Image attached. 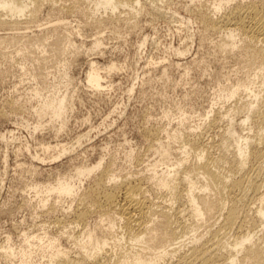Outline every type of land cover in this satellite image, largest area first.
<instances>
[{
  "label": "rangeland",
  "instance_id": "1",
  "mask_svg": "<svg viewBox=\"0 0 264 264\" xmlns=\"http://www.w3.org/2000/svg\"><path fill=\"white\" fill-rule=\"evenodd\" d=\"M217 1L141 0L140 7L144 6V9L136 15V22L135 18L130 25L117 30L106 28L98 34L80 22L108 16L101 11L92 14L93 0H56L54 12L49 10L48 4L43 6L28 30H0L1 36L20 31L30 34L47 26L49 20L53 23L62 18L74 29L79 25L81 32L79 35L74 32L73 36L77 35L72 38L73 51L53 59L45 68L46 82L34 76L35 69L28 58V54L34 57L49 55L40 43L30 47L33 53H29V49L25 51L0 43V110L7 116L0 119V264L45 262L47 253L37 247V238L33 239L38 235L46 236L50 241L58 239L62 247L74 251L72 232L58 226L54 217L72 212L75 202L64 198L59 211L46 213L48 204L54 202L55 197L47 196L43 191L36 193L32 188L34 184L54 183L58 175L76 178L75 166L90 167L99 160L103 166L113 163L111 169L118 175V183L129 178L148 177L151 173L149 164L159 161L160 156L158 141L155 145L150 144L143 137V126L160 127V141L169 143L171 150L180 153L186 136L184 130L189 125L199 127L196 128L198 134L205 130L204 139L216 140L229 122L226 110L230 109L227 114L234 117V121L238 119L242 112L234 109V105L242 99L241 93L230 99L221 97V93L224 86L241 78L246 71L242 69V60H232L226 57V52L218 50L216 42L222 34L205 29L190 13L192 7L206 10ZM229 4L233 5L234 1ZM58 6H71V11L61 13L56 10ZM158 9L165 15L155 14ZM222 12L224 9L217 15ZM120 14L121 18L125 15ZM133 22L136 23L134 26ZM96 36L101 38L102 44L91 49ZM176 48L184 54L178 56ZM91 59L102 67L110 63L118 66V70L110 73L101 69L104 90L96 91L86 81L88 60ZM164 68L165 75L160 77ZM66 79H70L69 84ZM34 89L39 96H34ZM64 94L68 99L61 117L55 118L51 111L44 115L38 113L45 100L54 99L55 104V98ZM13 100L14 105L9 106ZM219 110L223 112L220 119L215 126L209 127L214 112ZM165 127H170L179 138L168 140L162 131ZM237 131L247 133L242 126ZM54 144H64L68 148L56 159V150L52 149ZM48 145L51 146L49 149L46 148ZM138 157L142 162H137ZM174 157L178 158L180 154L171 155L169 163L174 162ZM162 162H158V174L166 169ZM91 179L86 177L77 182L76 186H80L78 194ZM43 198L48 201H41ZM97 221L95 215L90 217L88 224L93 227ZM212 223L210 220L207 224L216 228L217 225ZM206 225L199 230L204 231ZM30 242L34 243L29 245ZM25 245L33 251L32 257L21 263L16 254Z\"/></svg>",
  "mask_w": 264,
  "mask_h": 264
},
{
  "label": "bare ground",
  "instance_id": "2",
  "mask_svg": "<svg viewBox=\"0 0 264 264\" xmlns=\"http://www.w3.org/2000/svg\"><path fill=\"white\" fill-rule=\"evenodd\" d=\"M230 1H234L231 6ZM55 2L0 0V30H28L41 8L48 4L52 11ZM140 4L141 0H93L92 14L101 11L108 16L80 22L98 34L106 28L117 30L130 25L135 18L137 21L136 15L144 9ZM211 4L212 7L206 10L192 7L190 13L205 29L222 34L216 42L218 50L226 52L230 59L242 60V69L246 71L241 78L224 86L221 93L226 99L241 93L242 101L234 105V109L242 112L238 119L234 121L235 118L227 114L230 109L226 110L228 126L216 140L204 139L205 130L198 134L197 127L186 126L180 153L171 150L169 143L160 141V127L143 126V137L152 145L158 141L160 156L159 161L148 163L151 172L148 177L129 178L118 183V175L111 169L113 163L103 166L99 160L90 167L75 166L76 178L58 175L54 183L34 184L32 188L36 193L45 192L47 196L55 197L54 202L48 204L46 213L59 211L64 198L75 202L72 212L54 217L58 226L72 232L74 251L62 247L58 239L50 241L46 236L38 235L33 239L37 238V247L47 253L48 259L45 262L39 260L37 264H264V0H218ZM56 10L61 13L71 11V6H58ZM120 12L125 13L123 18ZM154 12L158 16L165 15L160 9ZM49 21L47 26L30 34L25 31L7 36L0 34V43L25 51L29 49V53H33L30 47L34 43H40L49 53L35 57L28 54L35 69L34 76L41 82H46L45 68L53 59L73 51V37L81 33L80 26L74 29L68 20ZM74 32L77 33L75 36ZM101 44V38L96 36L91 49ZM143 44L144 41L141 46ZM177 54L182 56L184 51L178 49ZM88 64L86 81L96 91L103 89L101 69L109 73L118 70L115 63L102 67L91 59ZM163 75L165 68L160 77ZM69 80H65L67 84ZM32 92L39 96L36 89ZM66 97L64 94L55 98V104L54 99L45 100L38 113L44 115L51 111L55 118L61 117ZM14 101L8 105H14ZM222 113V110L214 112L209 127L216 125ZM5 118L6 114L0 110V119ZM240 126L247 133H238ZM162 131L168 140L179 138L170 127ZM53 148L57 155L55 159L68 149L64 144H56ZM177 154L180 157H174V162L169 163L171 155ZM141 157L137 162H142ZM160 161H164L162 164L166 169L158 174ZM96 170L98 173L93 175ZM86 177L92 179L78 194L80 186L76 184ZM44 199L41 201H48ZM95 215L98 221L90 227L88 220ZM210 220L216 228L207 224ZM204 225L205 230L200 231ZM45 239L49 241L42 243ZM26 245L15 253L21 263L32 257L33 251L26 249Z\"/></svg>",
  "mask_w": 264,
  "mask_h": 264
}]
</instances>
